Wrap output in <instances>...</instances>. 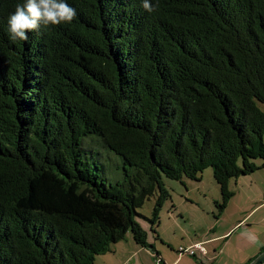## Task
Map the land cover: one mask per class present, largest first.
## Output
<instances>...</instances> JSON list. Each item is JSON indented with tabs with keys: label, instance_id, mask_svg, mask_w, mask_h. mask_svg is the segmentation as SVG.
<instances>
[{
	"label": "trees",
	"instance_id": "trees-1",
	"mask_svg": "<svg viewBox=\"0 0 264 264\" xmlns=\"http://www.w3.org/2000/svg\"><path fill=\"white\" fill-rule=\"evenodd\" d=\"M66 2L71 23L22 41L8 19L25 0H0V264H95L129 232L155 251L139 210L155 197L159 221L164 178L212 169L222 213L230 181L264 168V0Z\"/></svg>",
	"mask_w": 264,
	"mask_h": 264
},
{
	"label": "rangeland",
	"instance_id": "rangeland-1",
	"mask_svg": "<svg viewBox=\"0 0 264 264\" xmlns=\"http://www.w3.org/2000/svg\"><path fill=\"white\" fill-rule=\"evenodd\" d=\"M89 140L85 139L84 143L89 145ZM89 146L92 152L87 156L98 161L99 174L105 183L123 182L125 173L121 157L104 146ZM127 169L136 173L135 169ZM163 183L171 198L163 203L159 221L154 226L150 222L156 206L153 197L139 210L142 217L138 222L147 233L148 243L165 264H248L259 252L260 247L255 245L264 244V205L259 206L264 204V168L230 181L234 197L222 213L216 206L222 197L212 169L204 171L199 182L164 178ZM223 235L226 236L220 240H212ZM197 243H205L208 252L205 257L199 251L194 257L178 255L181 247ZM155 251L137 247L129 232L125 240L113 247L112 254L99 256L95 264H123L122 260L129 256V264H157Z\"/></svg>",
	"mask_w": 264,
	"mask_h": 264
},
{
	"label": "clouds",
	"instance_id": "clouds-1",
	"mask_svg": "<svg viewBox=\"0 0 264 264\" xmlns=\"http://www.w3.org/2000/svg\"><path fill=\"white\" fill-rule=\"evenodd\" d=\"M142 7L148 12L156 10L151 0H142ZM76 17V9L66 0H25L24 4H17L14 13L9 16L10 37L12 40L27 41V33L40 25L71 23Z\"/></svg>",
	"mask_w": 264,
	"mask_h": 264
},
{
	"label": "built area",
	"instance_id": "built-area-1",
	"mask_svg": "<svg viewBox=\"0 0 264 264\" xmlns=\"http://www.w3.org/2000/svg\"><path fill=\"white\" fill-rule=\"evenodd\" d=\"M205 243H197V244H194L190 247H186V248H180V256L182 255H189L191 257H194L196 256V252L199 251L203 256H206L207 255V250L205 248Z\"/></svg>",
	"mask_w": 264,
	"mask_h": 264
},
{
	"label": "crops",
	"instance_id": "crops-1",
	"mask_svg": "<svg viewBox=\"0 0 264 264\" xmlns=\"http://www.w3.org/2000/svg\"><path fill=\"white\" fill-rule=\"evenodd\" d=\"M264 204H261V205H259L260 207L261 206H263ZM239 223V222H238ZM242 223V222H241ZM227 235V234H226ZM226 235H223V236H219V237H217V238H215V239H212V240H220V239H222V237H224V236H226ZM229 235V234H228ZM137 246V245H136ZM137 247H139V246H137ZM255 247H260V248H258L259 249V252H257L256 254H255V256L254 257H252L251 258V260L249 261V263L253 260V259H255L260 253H262L264 250V246H262V244H260V243H258V244H256L255 245ZM139 248H141V247H139ZM144 249V248H143ZM259 253V254H258ZM112 254V253H111ZM115 254L117 255L118 254V250H116V252H115ZM123 261V264H129L130 262H131V257L129 256L128 257V259L126 258V260H122ZM248 263V264H249Z\"/></svg>",
	"mask_w": 264,
	"mask_h": 264
},
{
	"label": "water",
	"instance_id": "water-1",
	"mask_svg": "<svg viewBox=\"0 0 264 264\" xmlns=\"http://www.w3.org/2000/svg\"><path fill=\"white\" fill-rule=\"evenodd\" d=\"M249 264H264V251L260 253L254 260Z\"/></svg>",
	"mask_w": 264,
	"mask_h": 264
}]
</instances>
